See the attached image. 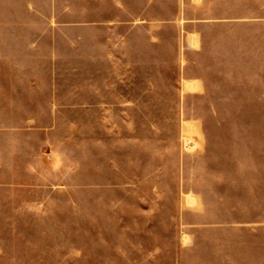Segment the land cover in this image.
<instances>
[{"label":"rangeland","instance_id":"rangeland-1","mask_svg":"<svg viewBox=\"0 0 264 264\" xmlns=\"http://www.w3.org/2000/svg\"><path fill=\"white\" fill-rule=\"evenodd\" d=\"M206 1L0 0V264H264V0Z\"/></svg>","mask_w":264,"mask_h":264},{"label":"crops","instance_id":"crops-1","mask_svg":"<svg viewBox=\"0 0 264 264\" xmlns=\"http://www.w3.org/2000/svg\"><path fill=\"white\" fill-rule=\"evenodd\" d=\"M206 0H183L182 2V11H181V18L182 21V27H185V23L188 22H194V23H201L208 21L207 18L203 17H187L185 16V11L189 7H196L201 8L202 6H207ZM201 39V32L198 30H186L185 38H184V44L187 48H196Z\"/></svg>","mask_w":264,"mask_h":264}]
</instances>
